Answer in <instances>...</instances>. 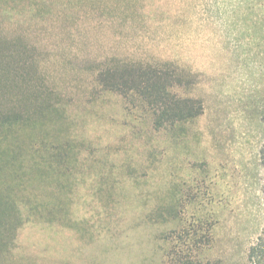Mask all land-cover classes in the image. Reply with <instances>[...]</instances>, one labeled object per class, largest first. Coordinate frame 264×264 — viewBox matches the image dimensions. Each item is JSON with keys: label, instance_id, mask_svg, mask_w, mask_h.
<instances>
[{"label": "rangeland", "instance_id": "rangeland-1", "mask_svg": "<svg viewBox=\"0 0 264 264\" xmlns=\"http://www.w3.org/2000/svg\"><path fill=\"white\" fill-rule=\"evenodd\" d=\"M125 61L180 70L173 90L203 112L155 129L136 94L97 80ZM10 110L33 124L5 169L40 163L43 179L16 195L45 218L0 229V264H161L187 247L190 224L213 234L199 247L218 264H248L264 242L260 0H0V113Z\"/></svg>", "mask_w": 264, "mask_h": 264}, {"label": "trees", "instance_id": "trees-1", "mask_svg": "<svg viewBox=\"0 0 264 264\" xmlns=\"http://www.w3.org/2000/svg\"><path fill=\"white\" fill-rule=\"evenodd\" d=\"M247 1V0H242ZM259 1V0H258ZM264 4V0H260ZM186 75L178 69H167L162 65H155L142 62H118L117 64L106 65L99 68L97 80L103 90L117 92L126 97L130 92L136 94L144 104H147L152 112V126L155 129L175 126L177 123L193 120L204 110L201 99L181 96L177 94L173 87L182 83ZM55 109V108H54ZM33 124L17 110H10L0 113V152L11 150L15 153L11 157H0V229L5 233L12 221L16 226L21 227L29 218L39 220L45 218L43 214L44 207L38 201H31L28 198H18L16 190L26 189L29 177L43 179V172L38 167L30 173H26L20 167L8 171L6 165L16 163L15 156L28 149L24 130ZM8 130L10 133H6ZM68 143L58 144L57 147L63 148L69 146ZM37 146L30 144V150ZM56 147V148H57ZM57 148V149H60ZM23 164V161H19ZM14 179H18L15 186ZM24 207L28 210V216L25 215ZM186 245L177 244L175 250L168 254L166 260L161 264H218L216 260L206 257L202 258V250L199 247L201 237H205L210 246L213 240V234L210 230L205 235L198 233L197 227L192 224L185 226ZM204 239V240H205ZM205 240V241H206ZM248 264H264V242H256L250 245L247 251Z\"/></svg>", "mask_w": 264, "mask_h": 264}]
</instances>
